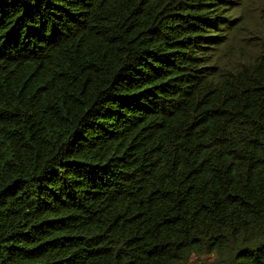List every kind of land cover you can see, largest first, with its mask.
Here are the masks:
<instances>
[{
  "label": "trees",
  "instance_id": "16d2710c",
  "mask_svg": "<svg viewBox=\"0 0 264 264\" xmlns=\"http://www.w3.org/2000/svg\"><path fill=\"white\" fill-rule=\"evenodd\" d=\"M256 0H0V264H264Z\"/></svg>",
  "mask_w": 264,
  "mask_h": 264
},
{
  "label": "rangeland",
  "instance_id": "374dc122",
  "mask_svg": "<svg viewBox=\"0 0 264 264\" xmlns=\"http://www.w3.org/2000/svg\"><path fill=\"white\" fill-rule=\"evenodd\" d=\"M245 20L250 28H254L256 24L264 22V0H256L250 8V12L246 15ZM214 259V256H205L200 259L193 258L186 264H211Z\"/></svg>",
  "mask_w": 264,
  "mask_h": 264
}]
</instances>
